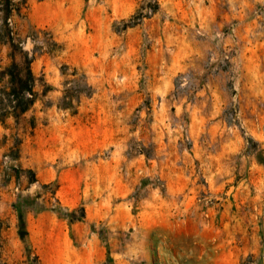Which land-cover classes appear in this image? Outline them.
Segmentation results:
<instances>
[{"label": "rangeland", "instance_id": "374dc122", "mask_svg": "<svg viewBox=\"0 0 264 264\" xmlns=\"http://www.w3.org/2000/svg\"><path fill=\"white\" fill-rule=\"evenodd\" d=\"M17 47L37 95L0 122V264H264V0H0V70Z\"/></svg>", "mask_w": 264, "mask_h": 264}, {"label": "crops", "instance_id": "0c3cea01", "mask_svg": "<svg viewBox=\"0 0 264 264\" xmlns=\"http://www.w3.org/2000/svg\"><path fill=\"white\" fill-rule=\"evenodd\" d=\"M3 147L0 146V150ZM25 226L28 236L33 239L35 234H45L53 236V245L47 246V249L56 251L62 250L66 246V225L64 221L58 219L54 213L44 211L34 216L27 211L25 214ZM18 218L14 205H0V255L13 257L19 254L20 247L18 243ZM4 242V243H3ZM63 245V247H62ZM36 246L38 254L42 253L41 247Z\"/></svg>", "mask_w": 264, "mask_h": 264}, {"label": "trees", "instance_id": "16d2710c", "mask_svg": "<svg viewBox=\"0 0 264 264\" xmlns=\"http://www.w3.org/2000/svg\"><path fill=\"white\" fill-rule=\"evenodd\" d=\"M8 40L12 44V37ZM17 49L22 53V63L18 64L14 60V53L11 52L9 53L11 62L0 70V105L9 108V110L4 107L0 109V122L2 123L9 116L17 119L20 114L30 108L37 95L34 90L35 75L31 68L34 56L22 51L20 47ZM18 217L20 223H23L19 209Z\"/></svg>", "mask_w": 264, "mask_h": 264}]
</instances>
